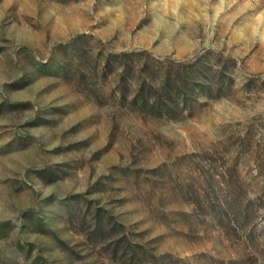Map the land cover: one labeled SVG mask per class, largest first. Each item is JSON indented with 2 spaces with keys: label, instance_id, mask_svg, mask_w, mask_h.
<instances>
[{
  "label": "rangeland",
  "instance_id": "374dc122",
  "mask_svg": "<svg viewBox=\"0 0 264 264\" xmlns=\"http://www.w3.org/2000/svg\"><path fill=\"white\" fill-rule=\"evenodd\" d=\"M0 264H264V0H0Z\"/></svg>",
  "mask_w": 264,
  "mask_h": 264
}]
</instances>
